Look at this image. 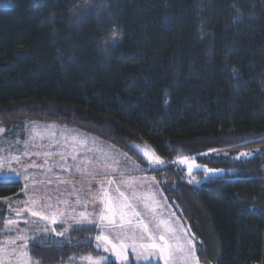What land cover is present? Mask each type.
Listing matches in <instances>:
<instances>
[{"label":"trees","instance_id":"16d2710c","mask_svg":"<svg viewBox=\"0 0 264 264\" xmlns=\"http://www.w3.org/2000/svg\"><path fill=\"white\" fill-rule=\"evenodd\" d=\"M24 122L79 130L137 162L136 146L150 151L202 263L264 264V0H0V126ZM184 157L223 171L189 186L174 164ZM21 192L0 183V201ZM96 234L53 235L62 246L33 242L31 255L98 256L85 239Z\"/></svg>","mask_w":264,"mask_h":264},{"label":"snow or ice","instance_id":"6c2138e0","mask_svg":"<svg viewBox=\"0 0 264 264\" xmlns=\"http://www.w3.org/2000/svg\"><path fill=\"white\" fill-rule=\"evenodd\" d=\"M239 12V9H237ZM203 32V29H201ZM203 36H201V39ZM112 46L118 44L116 34H113ZM233 73L237 70L232 69ZM34 123V122H33ZM53 127V126H49ZM5 129L0 127V133ZM47 135L50 144H59L54 132H37L35 129L30 133V140L36 136L41 138ZM65 141L69 137L65 135ZM71 143L65 145L70 151H44L30 152L28 145L30 140L23 143L25 149L21 154L11 156L23 169L22 173H17L14 169L10 172H0V183L18 181L22 176L24 181H30L33 185L51 184V179L35 180L28 173L29 168H46V173H52L53 168H59L70 175H79L80 179L75 182L71 179L57 177V183L71 185L69 195L75 196V205H84L85 209L89 204L93 205V211L82 210L76 213L75 208L71 212H66L57 208L51 201L53 197L47 192L39 193L34 190L28 191L29 184L25 183L23 191L28 199L24 201L25 207L22 210H15V215L20 217L23 212H27L31 217L38 219H25L24 224L29 225V231L35 233L28 237L25 230L21 229L16 219H6L4 227L7 231H16V235L8 240L6 244L0 242V264H5V257H10L8 264H42V261L34 259L30 251V243L45 244L47 239L54 242L57 246H62L59 241H52L51 238H63V241L70 243L69 233L75 231H96L98 234L94 238L86 237L91 245L95 241V249L101 253L100 256L89 254L84 257L87 264H106L109 258H113L114 264H129V254L135 259L136 264L141 260L158 258L162 264H200L197 255H203L204 249L197 248V241L190 230L185 228L181 219L175 212L168 211L170 206L165 205V200L159 198V190L151 185L145 187V181L130 175V171L136 170L134 162L127 158L119 159L117 155L110 154L103 147H88L87 138H79L77 135L70 137ZM264 142V141H261ZM143 157L155 165H162L165 162L158 156L150 154L146 149L136 146ZM215 151V150H212ZM84 154L81 156L80 153ZM92 153V155H88ZM45 157L43 164L38 165L34 160L25 163V156ZM53 155H59V161L49 163ZM250 152H241L237 158H249ZM71 159L72 163L67 161ZM178 163L187 166L189 176L188 183H200L194 174L203 171L205 178L223 171L222 169H209L206 166L201 169L194 160L189 162L187 157L178 158ZM231 171V170H230ZM155 183V177L151 178ZM79 185V188L76 185ZM175 187V186H173ZM63 195V193H61ZM57 203L69 204V201L57 198ZM11 210V206L9 205ZM47 221L49 225H63L62 230L56 227L49 229L42 226L41 222ZM19 242V243H18Z\"/></svg>","mask_w":264,"mask_h":264},{"label":"rangeland","instance_id":"374dc122","mask_svg":"<svg viewBox=\"0 0 264 264\" xmlns=\"http://www.w3.org/2000/svg\"><path fill=\"white\" fill-rule=\"evenodd\" d=\"M49 126H53V127H49ZM0 127H3L5 129L4 132L0 133V172H5V173L10 172L13 169L17 170L18 173L23 172V169L20 167V165L17 164L15 161L11 160V156L21 154L24 151L25 145L23 142L25 140H30V133H32L33 129H35L37 132H42V133L54 132L57 140H60L63 133H64V135H67V134H69V135L75 134L76 135L77 134V136L79 138H82L83 136H85L86 138H89L90 140H92V138L97 140L96 138H94L90 135H87V134H85L79 130L71 129V128L64 127V126L57 125V124H45V123H38V122H34V123L33 122H24V123H14V124H10V125H4V126H0ZM99 141L100 140H98L97 142H99ZM100 142L101 143L98 147H102L101 144L104 143L102 141H100ZM60 144H61L60 141H59V144H50V141H49V138L47 135H44L43 138L36 136L35 139L30 140V143L28 145V149L30 152H41V153H43L44 151H52L54 153L59 152V151H65L61 148H58V146H60ZM105 144H107V143H105ZM110 147L113 148L112 146H110ZM113 149L114 150H112V151H111V149H108L110 151H107V152H109L110 154H113V155H117L119 157V159H121V160L125 159V156L122 155L124 153L120 152L119 150H117L115 148H113ZM70 150L71 149L69 148L66 151H70ZM250 153H252V152H250ZM83 154H84L83 152L80 153V155H83ZM89 154L92 155V153H89ZM239 154H235L233 156V158L234 159H245V158H237V157H239ZM127 158H130V157L127 156ZM44 159H45V157L43 155H40V156L32 155V156L23 157V161L25 163L34 160L38 165L43 164ZM59 159H60L59 155H53L49 159V163L51 164L55 161H59ZM69 159H68V161H69ZM130 161L134 162V164L137 166L135 171H130V173H129L130 175H132L134 177H136L137 173H135V172H137V171L143 170L144 172H147L148 168L151 169L150 165L147 163L146 160L144 163H142V162L134 161L132 158H130ZM192 161H193L192 159H189V162H192ZM69 163L70 164L72 163L71 159H70ZM174 164H175L176 169L179 171L178 180H180V181L182 180L187 185L196 186V183H193V184L188 183L189 176L187 174V166L181 165L180 163H178V158L174 160ZM34 169H38V168H34ZM201 169H203V168H201ZM34 173H36V172H33V174ZM33 174L31 173L30 176L31 177L36 176V178H34L35 180H45L46 181V179H51L53 182L51 184H48L47 182H45V184H42V185H40V184L33 185L31 182V179H30V181H27V182L23 180L22 186H24L25 183H28L29 184L28 191L30 193L34 190H38L39 193L47 192L48 195H51L53 197V195H52L53 192L57 191V189H53V188H55L58 183L54 182V180L52 178V173H47L46 175L41 173V172L34 174V175ZM147 174L150 175V173H147ZM160 174H161V176H163L162 172ZM194 174L196 175V179L198 181H200L199 180L200 178L198 177L200 174V171H197ZM220 174H221V172H217V173H215L209 177L218 176ZM151 176L155 177L156 186L158 187V184H159L160 191L164 197V198H162L159 195L160 196L159 198L161 200H165L166 196L163 194V192L161 190V181L157 178L158 175L151 174ZM37 177H41L43 179H38ZM137 177L145 181V187H147L148 185H151L154 189H157L153 186L152 182L149 181L147 177H139V176H137ZM20 178H23V177L21 176ZM79 179H80V176H79V178H77V180H79ZM27 199H28V196H26L24 191H23L22 196L19 198L15 197V198L4 199V200L0 201V205L3 206V208H4V213L1 217L2 220L0 218V242H4L6 244V242L8 240L13 238L17 234L16 231H7L5 229L4 221L6 219H9V218L18 220L20 228L25 230V234L28 237H31L35 234V233L29 231L30 226L24 224V220L25 219L31 220V219H38V218L31 217L30 214L27 212H23V214L20 217H17L15 215V210H22L25 207L23 202L26 201ZM68 201H69L68 205H65L63 203H57V198L55 200V198L53 197L51 202L57 208H59L61 210H65L66 212H71L72 208H75L76 213H78L79 211H82V210H87L89 212L93 211V205H91V204H89L87 206V208L85 209L84 205H75L74 204L75 200H68ZM166 202H167L165 204L166 207L170 206V208H168L167 210L172 212V209H173V212H176L175 206L167 198H166ZM9 205L11 206V210L9 208ZM181 223L183 224L182 221H181ZM41 225L42 226H48L49 229H51L52 227H56L58 231L62 230L61 228L57 227V226H60L61 224L49 225L47 221H42ZM61 226L63 227V225H61ZM184 227L186 228L185 225H184ZM89 254H91V253H85L83 255L81 254L78 256H73L65 264H87V261L83 258L87 257ZM102 254L103 253H101L100 255H102ZM100 255H98V256H100ZM93 256H97V255H93ZM10 259H11L10 257H5V264H8ZM110 259H113V258H109L107 260V262ZM12 264H15V261H12ZM200 264H204V263H202L200 261Z\"/></svg>","mask_w":264,"mask_h":264},{"label":"crops","instance_id":"0c3cea01","mask_svg":"<svg viewBox=\"0 0 264 264\" xmlns=\"http://www.w3.org/2000/svg\"><path fill=\"white\" fill-rule=\"evenodd\" d=\"M72 135H74V134H67V136L69 137V139H68V141H65V135H64V133L62 134V136H61V138H60V142H61V144H60V146H58V148H61V149H63V150H68L69 148H65V145H66V143L67 144H70L71 143V139H70V137L72 136ZM77 135V134H76ZM81 135V134H80ZM82 137V136H81ZM82 138H86L85 136H83ZM87 140H88V147H98L99 145H100V141L99 142H97L98 140H95V139H93L92 138V140H90L89 138H87ZM102 145V147L104 148V150L105 151H110V150H108V149H111V151L112 150H114L113 148H111L109 145H107V144H105V143H102L101 144ZM88 155H91V154H89L88 153ZM82 156V155H81ZM68 163L70 162V159H69V161H67ZM70 164V163H69ZM17 173H18V171L17 170H15ZM33 172H36V173H34V174H37V173H39V172H41V173H43V174H45L46 173V168H38V169H34V168H30V169H28V173L29 174H33ZM7 173V172H6ZM20 173H22V172H20ZM135 173H137L136 174V177L137 176H139V177H147L148 178V180L149 181H151L152 182V184H153V186L155 187V188H157L158 190H159V195L162 197V198H164L163 197V195H162V193H161V191H160V187H159V184H158V187L156 186V182L154 183L153 181H152V176H151V174H154V173H150V175H148L147 173H149V170L147 171V172H144L143 170L142 171H137V172H135ZM33 174V175H34ZM57 177H62V178H66V179H71V180H73L74 182L77 180V178H79V175H75V176H73V175H70L69 173H65V172H63L61 169H59L58 167L57 168H53V172H52V178H53V180H54V182H57ZM34 178H36V176H34ZM38 179H43V178H41V177H37ZM12 182H19V183H21V185L23 184V178H19V180L18 181H16V180H14V181H12ZM57 187V188H56ZM56 187L55 188H53V189H57V191L56 192H53V197L55 198V200H56V198H59L60 200H64V199H66V200H75V196H72V195H69V193L71 192V188H72V186L71 185H65V184H57L56 185ZM76 187L77 188H79V185L77 184L76 185ZM22 189H23V186H22ZM22 193H23V190H22V192H21V196H22ZM61 193H63V195H61ZM20 196V197H21ZM159 196V197H160ZM10 199V198H9ZM167 202L165 201V204H166ZM172 208V207H171ZM171 210V209H170ZM172 212H173V209H172ZM130 262H132L133 264H136V261H135V259L132 257V255L131 254H129V263ZM118 263V262H117ZM140 264H162V262L158 259V258H149V259H147L146 261H144V260H141L140 261Z\"/></svg>","mask_w":264,"mask_h":264},{"label":"water","instance_id":"95a60500","mask_svg":"<svg viewBox=\"0 0 264 264\" xmlns=\"http://www.w3.org/2000/svg\"><path fill=\"white\" fill-rule=\"evenodd\" d=\"M148 151V150H147ZM150 154H152L150 151H148ZM143 156V155H142ZM146 161H147V163L150 165V167H151V169L152 170H154V171H159V170H161L162 168H163V164L162 165H155V166H153L150 162H149V160L148 159H146L145 157H143Z\"/></svg>","mask_w":264,"mask_h":264},{"label":"built area","instance_id":"2783aa9c","mask_svg":"<svg viewBox=\"0 0 264 264\" xmlns=\"http://www.w3.org/2000/svg\"><path fill=\"white\" fill-rule=\"evenodd\" d=\"M189 186H191V185H189Z\"/></svg>","mask_w":264,"mask_h":264}]
</instances>
